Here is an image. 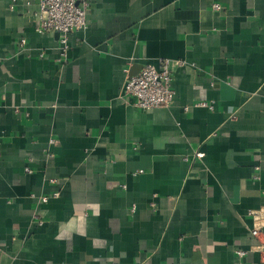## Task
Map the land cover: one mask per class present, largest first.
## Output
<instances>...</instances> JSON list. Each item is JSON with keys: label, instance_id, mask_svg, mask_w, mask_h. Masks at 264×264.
Segmentation results:
<instances>
[{"label": "crops", "instance_id": "1", "mask_svg": "<svg viewBox=\"0 0 264 264\" xmlns=\"http://www.w3.org/2000/svg\"><path fill=\"white\" fill-rule=\"evenodd\" d=\"M87 1L62 62L0 0V264H264V0ZM160 58L173 104L135 108Z\"/></svg>", "mask_w": 264, "mask_h": 264}, {"label": "built area", "instance_id": "2", "mask_svg": "<svg viewBox=\"0 0 264 264\" xmlns=\"http://www.w3.org/2000/svg\"><path fill=\"white\" fill-rule=\"evenodd\" d=\"M212 8L215 11L221 9L216 3ZM88 9L87 0H39L38 10L34 15L35 31L39 34H58L60 61H66L70 35L86 26ZM184 66L182 61L168 58H160L155 64H146L137 75L126 78L121 96L131 100L132 106L141 110L168 108L174 100L173 74ZM195 106L212 108V104L205 101L196 103ZM195 156L201 158L203 153H196ZM250 234L257 237L260 231L253 229ZM236 254L242 257L245 253L238 250ZM262 261L264 262V256Z\"/></svg>", "mask_w": 264, "mask_h": 264}, {"label": "water", "instance_id": "3", "mask_svg": "<svg viewBox=\"0 0 264 264\" xmlns=\"http://www.w3.org/2000/svg\"><path fill=\"white\" fill-rule=\"evenodd\" d=\"M57 38H58V34H56Z\"/></svg>", "mask_w": 264, "mask_h": 264}]
</instances>
